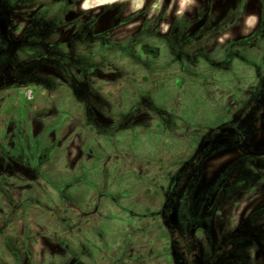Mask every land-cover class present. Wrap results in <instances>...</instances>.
<instances>
[{
  "label": "rangeland",
  "instance_id": "obj_1",
  "mask_svg": "<svg viewBox=\"0 0 264 264\" xmlns=\"http://www.w3.org/2000/svg\"><path fill=\"white\" fill-rule=\"evenodd\" d=\"M207 1L86 0L84 9L127 5L122 19L132 25L116 31L125 39L145 5L150 16L160 11L158 35L176 37L185 52L82 51L66 59L79 72L30 73L11 89L21 118L6 123L0 114V264L172 262L169 227L182 225L183 211L180 202L165 211L166 195L190 150L211 137L215 147H233L235 130L250 137L262 128L255 119L264 102L249 96L251 84L264 87V0ZM237 1L246 4L238 21ZM57 65L35 57L27 66ZM238 115L240 126L229 127ZM208 165L214 171L220 160Z\"/></svg>",
  "mask_w": 264,
  "mask_h": 264
},
{
  "label": "flooded vegetation",
  "instance_id": "obj_2",
  "mask_svg": "<svg viewBox=\"0 0 264 264\" xmlns=\"http://www.w3.org/2000/svg\"><path fill=\"white\" fill-rule=\"evenodd\" d=\"M85 1L0 0V74H10L9 79L0 75V95L3 94L0 114L8 113L11 89L23 85L24 75L79 72L78 66L66 59L77 57L82 51L94 57L111 56L114 51L121 56L140 58H158L165 51L176 57L185 52L176 49L179 42L176 37L158 35L162 21L160 11L150 16V6L147 9L145 5L132 18L142 21L137 33L126 35L125 39L123 33L116 31L132 25L131 20L122 19L127 5L124 9L125 5L106 2L84 9ZM235 7L237 18L233 19L238 21L246 4L237 1ZM202 10L201 5L197 7L195 17ZM119 37L122 40L119 41ZM256 37H249L247 42L251 43ZM80 45H83L81 50L77 48ZM35 57L58 63L57 69L45 67L32 72L29 69L32 67L27 65ZM91 69L94 71L96 67ZM250 86L257 88L253 89L250 100L256 101L255 104L264 102V87L258 89L257 83ZM263 114L264 109L255 119L256 126L262 128L253 131L252 136H242V127L235 130L236 146L215 147L211 145V137L207 145L192 148L181 176L170 180L169 186L173 188L166 195L165 211H173L171 208H175L177 202L183 211L182 225L169 227L173 256L170 264H264ZM241 118L238 115L236 123L229 127L240 126ZM246 138L252 145L247 144ZM5 147V154H9V148ZM45 154L46 151L39 155L41 163L47 158ZM215 158L220 160V165L211 171L208 162Z\"/></svg>",
  "mask_w": 264,
  "mask_h": 264
},
{
  "label": "crops",
  "instance_id": "obj_3",
  "mask_svg": "<svg viewBox=\"0 0 264 264\" xmlns=\"http://www.w3.org/2000/svg\"><path fill=\"white\" fill-rule=\"evenodd\" d=\"M10 103H12V101L9 100ZM8 122H11L12 120H15V122L18 120H20V115L17 113V111L13 108L10 107L9 111H8Z\"/></svg>",
  "mask_w": 264,
  "mask_h": 264
},
{
  "label": "built area",
  "instance_id": "obj_4",
  "mask_svg": "<svg viewBox=\"0 0 264 264\" xmlns=\"http://www.w3.org/2000/svg\"><path fill=\"white\" fill-rule=\"evenodd\" d=\"M28 97H30V93H28Z\"/></svg>",
  "mask_w": 264,
  "mask_h": 264
}]
</instances>
